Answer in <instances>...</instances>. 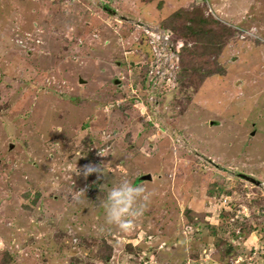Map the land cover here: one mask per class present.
<instances>
[{"label": "rangeland", "instance_id": "374dc122", "mask_svg": "<svg viewBox=\"0 0 264 264\" xmlns=\"http://www.w3.org/2000/svg\"><path fill=\"white\" fill-rule=\"evenodd\" d=\"M0 264H264V0H0Z\"/></svg>", "mask_w": 264, "mask_h": 264}, {"label": "clouds", "instance_id": "9594fccd", "mask_svg": "<svg viewBox=\"0 0 264 264\" xmlns=\"http://www.w3.org/2000/svg\"><path fill=\"white\" fill-rule=\"evenodd\" d=\"M92 172H101V168L95 166H86L85 175ZM143 189L139 186H134L130 181L123 180L119 186L113 187L107 194L104 202L106 218L109 223H117L122 227L125 226L122 222L125 215H136L138 211L132 212L133 203L141 196ZM78 199V196L74 197Z\"/></svg>", "mask_w": 264, "mask_h": 264}, {"label": "built area", "instance_id": "2783aa9c", "mask_svg": "<svg viewBox=\"0 0 264 264\" xmlns=\"http://www.w3.org/2000/svg\"><path fill=\"white\" fill-rule=\"evenodd\" d=\"M146 32L149 33L150 35V43L153 44V50L155 53V68L150 69V76L151 79L153 78V76L155 77V79L158 81V83H161L162 81H164V79H168L167 76H165L164 78V74L170 70L175 73L173 79L176 77V73L178 72V70H176L177 68H179L178 66V62L180 61L178 58V54H176L174 52V50L176 49V51L179 50L180 48V43L176 42L178 44V47L173 48L172 45V38L170 41V34H168L166 31H159L158 28L156 29H151V30H146ZM175 57V60L172 62V60L170 59L171 56ZM149 73H146V75H148ZM157 83V82H156ZM156 88V84L155 87Z\"/></svg>", "mask_w": 264, "mask_h": 264}, {"label": "trees", "instance_id": "16d2710c", "mask_svg": "<svg viewBox=\"0 0 264 264\" xmlns=\"http://www.w3.org/2000/svg\"><path fill=\"white\" fill-rule=\"evenodd\" d=\"M178 10V9H177ZM177 10H175V11H177ZM177 12H179V10L177 11ZM175 13L176 12H172V14L170 15L171 16V18H169V19H166V20H163L160 24H161V26L162 27H164V28H167V27H172V28H175L176 26H178V25H183V26H185V28H190V26H189V24L190 23H185V22H183V21H176V20H174V17L173 16H175ZM185 13H188V12H186L185 11ZM124 19H126L125 17H124ZM182 46H183V44H180V47L182 48ZM189 48L190 47H188V46H183V48H182V51H189ZM191 50L193 49V48H190ZM195 50V49H194ZM194 50H192V51H194ZM191 52V51H190ZM188 61L186 60H183V61H181V71L180 72H178L179 73V81H182L183 79L185 80V78H186V75H187V73H188V71H190L189 69H188V71L186 70L188 67H187V65H186V63H187ZM177 77V78H178ZM180 84V83H179ZM201 85L202 84H204L202 81H201V83H200Z\"/></svg>", "mask_w": 264, "mask_h": 264}, {"label": "water", "instance_id": "95a60500", "mask_svg": "<svg viewBox=\"0 0 264 264\" xmlns=\"http://www.w3.org/2000/svg\"><path fill=\"white\" fill-rule=\"evenodd\" d=\"M142 179H150L151 178V175L148 173V174H144L141 176Z\"/></svg>", "mask_w": 264, "mask_h": 264}, {"label": "flooded vegetation", "instance_id": "af4514ba", "mask_svg": "<svg viewBox=\"0 0 264 264\" xmlns=\"http://www.w3.org/2000/svg\"><path fill=\"white\" fill-rule=\"evenodd\" d=\"M178 77V73H176V78Z\"/></svg>", "mask_w": 264, "mask_h": 264}]
</instances>
